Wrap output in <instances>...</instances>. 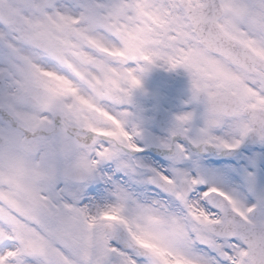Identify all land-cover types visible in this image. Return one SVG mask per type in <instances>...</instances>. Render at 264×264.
<instances>
[{
    "label": "snow or ice",
    "instance_id": "obj_1",
    "mask_svg": "<svg viewBox=\"0 0 264 264\" xmlns=\"http://www.w3.org/2000/svg\"><path fill=\"white\" fill-rule=\"evenodd\" d=\"M0 264H264V0H0Z\"/></svg>",
    "mask_w": 264,
    "mask_h": 264
},
{
    "label": "flooded vegetation",
    "instance_id": "obj_2",
    "mask_svg": "<svg viewBox=\"0 0 264 264\" xmlns=\"http://www.w3.org/2000/svg\"><path fill=\"white\" fill-rule=\"evenodd\" d=\"M143 81V88L137 91L136 98L149 119L155 120L159 112L168 114L167 126L161 130L166 132L174 117L186 107L189 80L182 70L170 72L165 68H153L145 74Z\"/></svg>",
    "mask_w": 264,
    "mask_h": 264
},
{
    "label": "water",
    "instance_id": "obj_3",
    "mask_svg": "<svg viewBox=\"0 0 264 264\" xmlns=\"http://www.w3.org/2000/svg\"><path fill=\"white\" fill-rule=\"evenodd\" d=\"M161 118V115H158L157 116V120H159ZM163 126H161V128H162Z\"/></svg>",
    "mask_w": 264,
    "mask_h": 264
},
{
    "label": "rangeland",
    "instance_id": "obj_4",
    "mask_svg": "<svg viewBox=\"0 0 264 264\" xmlns=\"http://www.w3.org/2000/svg\"><path fill=\"white\" fill-rule=\"evenodd\" d=\"M178 89V88H177ZM186 95H190V92L189 93H186ZM157 100H159V96H157Z\"/></svg>",
    "mask_w": 264,
    "mask_h": 264
}]
</instances>
